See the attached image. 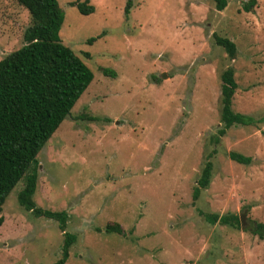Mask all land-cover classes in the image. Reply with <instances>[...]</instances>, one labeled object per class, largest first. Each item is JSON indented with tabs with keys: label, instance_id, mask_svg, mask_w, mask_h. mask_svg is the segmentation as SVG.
Here are the masks:
<instances>
[{
	"label": "rangeland",
	"instance_id": "obj_1",
	"mask_svg": "<svg viewBox=\"0 0 264 264\" xmlns=\"http://www.w3.org/2000/svg\"><path fill=\"white\" fill-rule=\"evenodd\" d=\"M57 1L60 40L94 75L36 156L34 203L65 213L74 237L64 264H264V238L251 231L264 224V0L249 10V0L222 10L216 0H132L128 12L127 0H88V14ZM29 24L17 0H0V59ZM214 33L234 42L233 58ZM227 67L232 109L255 122L221 135ZM207 161L210 182L197 188ZM24 185L25 176L2 205L0 264H52L64 231L18 203ZM211 213L239 226L211 223ZM114 223L121 233L105 230Z\"/></svg>",
	"mask_w": 264,
	"mask_h": 264
},
{
	"label": "trees",
	"instance_id": "obj_2",
	"mask_svg": "<svg viewBox=\"0 0 264 264\" xmlns=\"http://www.w3.org/2000/svg\"><path fill=\"white\" fill-rule=\"evenodd\" d=\"M27 9L30 24L23 32V44L0 59V213L5 198L25 176V185L18 192L17 201L37 216L54 218L64 231L62 255L52 264H64L74 237L65 231V213L51 212L37 207L33 200L37 179L38 152L60 123L69 116L72 107L93 79V72L76 53L59 37L63 11L57 0H17ZM132 0H127L128 12ZM255 0L244 4L249 10ZM227 0H216V8L222 10ZM75 5L83 14L94 7L88 0H76ZM125 12V13H126ZM217 45L223 47L230 58L236 54V46L227 37L213 34ZM92 40V39H91ZM104 73H108L104 70ZM220 124L218 133L225 134L232 125H250L255 122L249 114L235 112L232 96L237 87L233 68L220 73ZM232 160L249 164L251 158L230 151ZM32 167V168H31ZM32 172L26 174L28 169ZM211 163L207 161L197 179V188L208 186ZM198 196L195 191L193 198ZM211 223L239 226L236 215L208 214ZM2 217L0 215V221ZM105 230L122 232L119 224H107ZM251 231L264 238V224L255 222Z\"/></svg>",
	"mask_w": 264,
	"mask_h": 264
},
{
	"label": "water",
	"instance_id": "obj_3",
	"mask_svg": "<svg viewBox=\"0 0 264 264\" xmlns=\"http://www.w3.org/2000/svg\"><path fill=\"white\" fill-rule=\"evenodd\" d=\"M162 77H164V74L162 75ZM244 214H242L241 216H240V223L243 225L244 224Z\"/></svg>",
	"mask_w": 264,
	"mask_h": 264
}]
</instances>
